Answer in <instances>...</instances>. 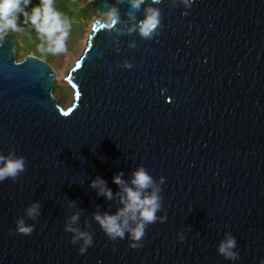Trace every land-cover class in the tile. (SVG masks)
Returning a JSON list of instances; mask_svg holds the SVG:
<instances>
[{
	"label": "water",
	"instance_id": "obj_1",
	"mask_svg": "<svg viewBox=\"0 0 264 264\" xmlns=\"http://www.w3.org/2000/svg\"><path fill=\"white\" fill-rule=\"evenodd\" d=\"M90 6L102 17L115 7L119 20L93 21L66 75L67 107L52 65L17 59L11 32L0 36V155L24 158L0 181V264H264V0ZM149 7L159 24L142 37L133 25ZM141 166L160 208L130 248L128 231L110 240L94 217L124 207L113 176L134 187ZM98 176L111 199L91 186ZM69 226L91 235L83 254ZM229 236L234 259L217 250Z\"/></svg>",
	"mask_w": 264,
	"mask_h": 264
},
{
	"label": "clouds",
	"instance_id": "obj_2",
	"mask_svg": "<svg viewBox=\"0 0 264 264\" xmlns=\"http://www.w3.org/2000/svg\"><path fill=\"white\" fill-rule=\"evenodd\" d=\"M158 3L159 0H154ZM31 0H0V32L7 33L9 30L19 31L17 25L18 14L24 17V23H29L35 28V31L40 37L47 40V50L52 53H58L65 50V40L69 35V22L62 18V13L59 12L54 0H40L39 4L31 7L30 12L27 6ZM144 0H129L132 9H139ZM185 3H190V0H185ZM106 19L104 21L96 20L93 27L99 25L103 27H113L119 20L118 11L115 7L111 8L105 13ZM131 19H135L132 12L129 13ZM159 24V10L154 8H147L145 18L139 22L138 25H133L138 28L142 37H150L153 31ZM132 29H129L131 31ZM43 50V46H41ZM130 66V65H129ZM24 169V158H12L11 156L5 157L0 155V181L5 178H15L19 172ZM122 173L113 176V182L117 185H123L124 195L121 201L124 205L115 214L105 213L103 215L97 213L95 220L100 224L102 230L110 240H115L117 237L123 239L125 231L130 234V248H139L141 238L144 236L145 227L149 223L155 222L158 218L155 213L160 208V197L158 195L159 189L153 188L151 193L144 192L143 190L152 187L153 181L151 176L147 173L144 167L137 168L131 179L130 187L122 180ZM91 186L97 188L98 194L104 195L106 198L111 199L113 193L110 188L106 187V182L102 177H96L91 181ZM38 204H33L28 209V214L33 215ZM73 221L77 219L76 215L71 218ZM163 222L165 217L159 218ZM135 222V226L131 227L129 221ZM69 231L76 232L73 237V242L76 239L83 238V245L78 249L79 253L83 254L88 246H91L93 241L88 233L79 232L72 229L70 226L67 228ZM18 231L29 235L32 232L31 226H25L23 221H18ZM182 238V237H181ZM235 238L229 236L225 241L221 242L218 246V252L223 254L228 259H234L236 253L232 251L235 247Z\"/></svg>",
	"mask_w": 264,
	"mask_h": 264
},
{
	"label": "rangeland",
	"instance_id": "obj_3",
	"mask_svg": "<svg viewBox=\"0 0 264 264\" xmlns=\"http://www.w3.org/2000/svg\"><path fill=\"white\" fill-rule=\"evenodd\" d=\"M90 2L91 0L76 1L78 9L81 10L88 6V10H86L80 17L72 19L69 24V35L65 40V50L62 52H49L47 50V40L44 38L36 40L31 37L29 38L30 33L28 32L27 24L24 23V21L18 24L20 30L14 31L13 40L16 45L15 55L17 59L24 57L27 52L34 53L48 61L54 68L56 79L52 94L57 99L58 104L63 108L67 107L73 100V88L66 79L67 74L65 75V72H68V69L75 62L86 45V39L91 31L93 21L100 18H103L104 20L106 19L105 16H100L97 11H94L91 8ZM62 8L64 13L62 18H65L67 13H69L70 5L68 4ZM27 37L28 42L26 41ZM41 46H43V50H41ZM62 78L65 79L66 82L62 80Z\"/></svg>",
	"mask_w": 264,
	"mask_h": 264
},
{
	"label": "trees",
	"instance_id": "obj_4",
	"mask_svg": "<svg viewBox=\"0 0 264 264\" xmlns=\"http://www.w3.org/2000/svg\"><path fill=\"white\" fill-rule=\"evenodd\" d=\"M37 4L40 3V0H34ZM76 1L77 0H54V3L56 4L55 7L56 9L62 13V17L64 16V13H63V8L64 6L66 5H70V10H69V13H67L66 17L64 19H66L69 24L71 23L72 19L74 18H78L80 17L82 14H84V12L86 10H88V6L87 7H84L83 9H78L77 8V5H76ZM28 8V6H27ZM29 12L31 10V8H28L27 9ZM24 21V17L19 15L18 14V18H17V25L20 23V22H23ZM27 24V27H28V32L30 33V36L29 38L31 37L32 39H42V37H40V35L35 31V28L29 23H26ZM12 34V37L14 36V31L12 30H9ZM2 32H0V36H1ZM28 42V37H27V40ZM34 43V42H33ZM39 52V51H38ZM28 53V52H27ZM39 56V55H38Z\"/></svg>",
	"mask_w": 264,
	"mask_h": 264
},
{
	"label": "built area",
	"instance_id": "obj_5",
	"mask_svg": "<svg viewBox=\"0 0 264 264\" xmlns=\"http://www.w3.org/2000/svg\"><path fill=\"white\" fill-rule=\"evenodd\" d=\"M35 4H37V3L34 0H31V3L28 5V7L31 8Z\"/></svg>",
	"mask_w": 264,
	"mask_h": 264
},
{
	"label": "bare ground",
	"instance_id": "obj_6",
	"mask_svg": "<svg viewBox=\"0 0 264 264\" xmlns=\"http://www.w3.org/2000/svg\"><path fill=\"white\" fill-rule=\"evenodd\" d=\"M75 59H76V58H75ZM66 72H67V71H66ZM66 72H65V75L67 74ZM62 80H64V81L66 82V80H65V79H63V78H62Z\"/></svg>",
	"mask_w": 264,
	"mask_h": 264
}]
</instances>
